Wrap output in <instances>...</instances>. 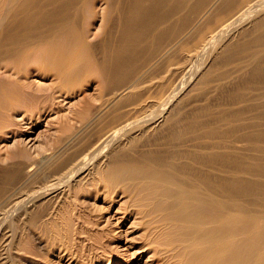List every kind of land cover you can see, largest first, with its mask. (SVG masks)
<instances>
[{
	"label": "rangeland",
	"instance_id": "rangeland-1",
	"mask_svg": "<svg viewBox=\"0 0 264 264\" xmlns=\"http://www.w3.org/2000/svg\"><path fill=\"white\" fill-rule=\"evenodd\" d=\"M194 1L187 0V7L193 4ZM221 2L222 0H211L203 4L204 6L201 5L202 7L200 6L201 9H198L197 15L193 14L190 16L189 22H187V29L185 28L186 30L184 29V31L178 34L175 33L176 39L171 36L173 34L171 33L170 38L172 39L169 38L171 42L168 40L164 43L166 44V48H164L163 44V50L162 47L159 48L161 49L160 51H157L159 50L157 49L154 55H152L153 57L150 56L151 60L149 57L146 58L147 60L149 59L148 61L145 59L146 64L143 59L137 61L136 65L138 64L141 70L135 65L136 69L134 67V70H139V72L133 71L122 79L126 83L124 84L125 86H119L121 83L123 85L122 80H120L116 84L119 87L117 91L115 90L116 86H107L108 84L110 85V82L106 83V80L100 75L91 74L76 80L72 85L57 89V92L54 93L56 96L49 102L45 101L43 103L39 99L36 102L30 97L21 95L13 109L3 108L0 110V169L2 170L0 172V175H2V177L0 176V264L162 263L160 250L157 249L165 242L167 236L164 234L165 232L163 233V231L158 230L159 222L157 221V217H143L142 214L134 212V208L137 207L136 204L139 202V194L148 192L145 188H142L140 182L131 178L133 172L137 169L135 166L138 167V163H141L140 159H143L146 150L150 154L151 152H159V150L165 147L164 150H161L162 152L164 151L163 154H168L173 152V149L177 151V149L180 150L181 148H184L185 152L186 149L187 151L194 149V142L207 143L213 139H217V137L212 139L202 136L206 127L215 125L214 127L217 129H224L231 122L229 118L233 110L235 112L238 108H245L250 100L261 101L264 99V58H262L264 57V39L262 38L264 37H262L263 35L261 36L260 32L264 28V24H262L264 23V7L261 9L262 5H260L259 11L257 10L253 14H245V17L241 18L240 21L234 22L233 25L231 23L222 35H218L213 41L206 42L210 37L209 33H212L214 29L221 25L219 17L217 18L218 20L213 19L216 18V14L213 18H211L212 13L210 14L213 11V6H217ZM102 6L103 3H98L95 6L97 10L99 9V12L94 22L90 24L92 41H97L103 34V31L98 27L100 23L99 13ZM236 9L230 11V13L226 11V13L231 14ZM208 15L210 20H208ZM241 20L245 21L242 22ZM204 22L206 23L204 24ZM260 22L261 24H259ZM206 24L211 30L212 27H216L210 31V28ZM256 25H259V27H256ZM206 26L209 29L208 31L205 29ZM197 27H200L201 31ZM192 30L195 34H193ZM196 31L197 33L199 31V33L196 34ZM247 31L250 33L249 35H245ZM188 34L196 36V39L193 37L191 39V36ZM219 36L220 39L218 40ZM254 36H257V39L260 38L258 40L253 39ZM199 38L203 39V42ZM182 39H187L186 41H190L191 43H187L185 40L182 41ZM193 39L194 41H192ZM195 41L198 42V47ZM259 42L262 43L258 45ZM203 44L206 46L202 47ZM253 44H256V46L254 47ZM240 48L244 49V52ZM237 49L240 50L238 51ZM255 49L258 50L254 52ZM171 50L175 51L177 56L173 54L174 57L170 58ZM205 50L206 52L204 53ZM173 51L171 53H175ZM249 53H252L250 54L251 56ZM248 57L252 59L250 60ZM172 59L176 60V62ZM158 64L162 68L158 67ZM153 66L154 69L152 68ZM157 68L158 70H156ZM252 68L254 71H252ZM162 69H165V71ZM202 73L203 75L207 73V75L203 76ZM255 76H257V80L254 79ZM38 82L47 84L50 82V79L43 77L39 78ZM102 82L107 87L103 86ZM110 87L115 89L113 90ZM106 88L110 90H106ZM177 91L179 93L176 94ZM170 92L171 94L175 92L176 95L169 100L172 103L167 102ZM239 94L243 96L240 95V97ZM131 95L135 98L138 97L135 99ZM228 95H231L230 99ZM251 95H254V99ZM125 97L130 101L125 99ZM121 98H124L123 101ZM223 98L227 101L224 102ZM242 98H245L246 101ZM173 100L176 102H173ZM161 101L163 104L159 105ZM29 102L32 103L29 104ZM119 102H121L120 104L124 102V106L121 105L122 107L119 106L118 108L116 105ZM164 104L166 107H164ZM31 105L35 106H32V108ZM182 105L184 108L180 107ZM174 106L180 108L176 110ZM195 106H199L204 111ZM28 107L30 110L27 109ZM173 107L175 110H173ZM194 107L198 111L199 118H197ZM222 108L226 110H220ZM184 111L186 112L185 114ZM165 113L168 116L169 113H172V116H169L166 120L167 116L164 115ZM188 113H192V115L190 114V119L186 116ZM201 113H204L203 116ZM114 115H116L115 118ZM179 117L180 119L182 117V119L180 120ZM209 117L210 121L214 117L217 122L214 119H212V123L209 122ZM134 120L136 122L131 123L125 130L117 134L111 142L104 140V136L106 137L116 127ZM191 120L193 124H191ZM177 121L179 122L177 123ZM183 121L186 122V126H183ZM170 122L172 125H169ZM201 122L203 125H201ZM178 124L182 126H176ZM187 125H189V128ZM192 125L198 126L195 128ZM162 127L163 129H167L163 131ZM177 127L180 130L178 131L184 134L174 139L170 137V132L173 129L175 130V128L177 131ZM181 128L185 129L181 132ZM157 129H162V131L160 130L159 133ZM168 131L170 132L168 133ZM163 132L169 135L167 136ZM156 134L160 136L156 137ZM188 137L189 139L193 137L195 141L189 140ZM180 138L183 140L181 141ZM208 138L211 140L208 141ZM149 140H153L152 142H155L157 145L155 143L151 144ZM178 140L181 143L186 142L185 145L187 146H184V144L178 145ZM174 141L177 143H174ZM242 142L244 141L236 142V144H243ZM245 142L248 143L249 141ZM100 143L102 144L101 150L99 148ZM97 148L98 150H96ZM128 148L129 150H127ZM148 149H151L150 152ZM236 149L237 151H242L240 148ZM143 150H145L144 153H142ZM94 152H97V154ZM109 155L110 157H108ZM131 156L136 160L139 157V160L134 162L136 160ZM37 160L38 162H36ZM84 160H86L87 165L82 170L83 172L80 171L74 178H68L67 173L70 174ZM180 160H188V158L182 156ZM117 161L118 163H116ZM114 163L117 166H114ZM115 167L117 168L116 170ZM126 167L130 171L123 170V172L122 169ZM112 169L115 170V173ZM107 170H111L109 175ZM2 173L5 174L3 175ZM4 178L7 179L4 180ZM10 181L11 183H9ZM7 183H9V186ZM20 197L26 201H20ZM141 203H144L141 207L144 208L146 206V209H144L148 210L149 203L146 202V205L145 202L140 201L138 205H141ZM11 221H14L15 225ZM148 228L151 229V233L148 232ZM147 233L150 234L147 235ZM16 235L18 240L16 239ZM148 238H151L153 243L148 241ZM100 241H104V244L106 243L107 249L96 247L97 242Z\"/></svg>",
	"mask_w": 264,
	"mask_h": 264
},
{
	"label": "bare ground",
	"instance_id": "bare-ground-1",
	"mask_svg": "<svg viewBox=\"0 0 264 264\" xmlns=\"http://www.w3.org/2000/svg\"><path fill=\"white\" fill-rule=\"evenodd\" d=\"M209 1L211 0H195L193 4L187 7V0H0V110L3 108L13 109L16 106V102L21 95L30 97L34 99V101L36 102L38 99L40 102L43 103L45 101L49 102L52 99H54V96H56L54 95V93L57 92V89H61L66 86L72 85L73 83L76 82V80L91 74L100 75L103 79L106 80V83L110 82V85L108 84L107 86H116V84L120 80L127 77L133 71L139 72V70L138 71L134 70L137 61L139 60L141 61L142 59L145 61L146 58L148 57L150 58V56L154 55V52H156V50L161 47L163 50L162 45L169 40L171 33H173L171 36H173L176 39L175 33L178 34L179 32L184 31V29L187 27L188 24L187 22H189L190 16L196 14L200 6ZM254 2L253 3L247 2V5L241 4L242 7L245 5V7L243 8H240L241 5L239 7L237 6L238 0H222V2L218 5L217 2L216 3L217 6L214 5L213 11L211 10L212 12H210V14L212 13L211 18H213L215 14H216L215 17L218 18L217 15L218 16L221 15L222 12L225 13L227 11L230 13V11H233L234 9H236V7H238L239 10L237 11L236 9L237 12L234 11L236 12L235 14H233L234 12H232L231 14L234 15V17H232L231 15L230 16L231 18L228 17L229 14L227 13H225V15L223 14L222 15L223 20L226 21L224 22L223 20L222 22L219 21L222 24L214 30L213 28L216 26H214L213 24L214 26L212 27L213 31L208 26L210 25V23H208V25L206 24L210 28V31H212V33L208 32L210 34V37L206 42L213 41L215 37L217 38L218 35L220 34L222 35V33L226 31V29L229 27V25H231V23L233 25V23L236 22L235 18L239 16H242L243 18L245 14H249V13L253 14L257 10L256 7L258 5H262V8L260 6L259 7L263 9L264 0H258V2L256 1ZM98 3L101 4L103 3L102 9L99 13L100 23L98 26L103 31V34L101 37H99L97 41H92L93 39H91L92 37L90 36V32H91L90 24L94 22L99 12V9L97 10L95 8L96 4ZM226 15L228 18L224 19L225 18L224 16ZM221 19L222 17L220 16L219 20ZM208 20H210V18ZM206 22H204V24ZM259 24H261V22ZM207 26L205 28L206 31L209 30ZM230 27L232 28V26ZM256 27H259V25L258 26L256 25ZM198 28L200 29V27H197V29ZM248 31H247L248 34L246 33L245 35L250 34ZM260 32H261V36L263 35L262 37H264V28H262ZM198 33L196 31V34ZM193 34H195L194 31ZM257 36L256 37L254 36L255 38L253 37V39H257ZM192 37L195 38L196 36H191V39ZM219 39L220 36L218 37V40ZM183 40L185 39H182V41ZM192 41H194V39ZM201 41L203 42V39ZM187 43H191V42L189 41ZM197 43L198 42H196V46L198 47ZM260 43L262 42H259V44L258 43L257 44L260 45ZM165 45L166 44H164V46ZM205 46L203 44L202 47ZM255 46L256 44L254 45V47ZM164 48H166V46ZM240 49L241 51L244 50V49L242 50V48ZM240 49L237 50L239 51ZM160 50L161 49L157 51ZM257 50L255 49L254 52H256ZM171 51H170L171 54L170 58L171 57L173 58L174 57L173 54H176V52L173 51L175 53H171ZM205 52L206 50L204 51V53ZM231 54H233V52ZM250 54L252 53H249V55ZM251 59L252 58H250V60ZM223 60H225V58H223ZM174 62H176V60ZM261 63L263 62L261 61ZM167 64L169 65V63ZM137 66L138 64L136 65V67ZM158 67H161V65H159ZM152 68L154 69V66ZM138 69H140V67ZM165 69L162 70L165 71ZM156 70H158V68ZM252 71H254L253 68ZM207 73H204V75L202 73V75L205 76L207 75ZM133 76H135V74H133ZM43 77L49 78L50 82H48L47 84L39 83L40 81L38 82V79ZM256 77L257 76H255L254 79H256ZM124 84L126 83L123 82V85L121 83V85L119 86L120 87L125 86ZM118 88L119 87L116 86V89L115 88L114 89L117 91ZM107 89L110 90L109 88H106V90ZM171 92L169 93L170 95L168 96L167 102H169V100L172 99L173 96L174 97L176 96L175 92L172 94ZM177 93L179 92L177 91L176 94ZM240 95L241 94H239V96ZM230 96L231 95H228V98ZM224 97L226 98V96ZM225 98L222 99L224 102L227 101L224 100ZM123 99L124 98H121L122 101ZM125 99L127 98L125 97ZM131 100L133 101V99ZM243 100H245V98ZM173 102L176 101L173 100ZM30 103L32 102H29V104ZM120 103L121 102H119L116 105L118 108L119 106L120 107L124 106L123 105L124 102L123 104ZM169 103L172 102L170 101ZM160 104H163V102L161 101L159 105ZM132 105L134 104L132 103ZM32 106L35 105H31V107ZM177 106L179 105L177 104ZM237 106L240 107L239 105ZM29 107L27 109H29ZM164 107H166L165 104ZM174 107L176 108V106ZM174 107L173 110H175ZM180 107L184 108L183 105ZM180 107H177L176 110ZM197 108L199 109L200 107L198 106ZM200 109L204 111L202 108ZM224 109L225 108H222L220 110H224ZM166 113L164 115L167 116L166 117L167 120L169 116H172V113H169V116ZM185 113L186 112L184 111V114ZM192 113L190 114L192 115ZM197 113L198 111L196 110V114ZM188 114H186V116H188L189 118L190 114L189 115ZM203 114L201 113L202 116ZM222 114L224 115V113ZM115 117L116 115H114V118ZM210 117H209V122H211L212 119L216 121L214 117L210 121ZM197 118H199L198 114H197ZM229 120L231 121L230 124L228 126L226 125L224 129H217L216 127H214L215 125L214 126L210 125L206 127L203 133L201 132L202 136L204 137H210L212 139L217 137V139L215 140L214 139L211 140L208 138V141L209 140L211 141L207 143L194 142L193 143L194 149L187 151V149L185 148L186 149L185 152H184V148H181L183 150L177 149L176 151L175 149H173L174 150L173 152L171 153L167 152L168 154H163L164 151L162 152L161 150H164L165 148L164 145H163L164 147L163 149L161 150L157 149L159 150V152H151L149 154L147 153L148 151L146 150L145 156H143V159H140L141 163H138V167L134 165L135 168L137 169H135L131 178L140 182L142 188H145L148 191L141 195L139 194V202L136 204L137 207L134 208V212L142 214L143 217L145 216L157 217L158 219L157 221L159 222L158 230L163 231V233L165 232L164 234L167 236V237L165 236L166 239L163 237L165 239V242H163L161 247L157 249L160 250V255H161L160 259L162 260L161 262L163 264H171V263L172 264L173 263L174 264H264V221H263L264 219V99L261 101L250 100L249 104L245 108L243 109L238 108V110H236L235 112L233 110ZM133 122L136 121L134 120L132 122H126L116 127L109 134L107 133L108 135L106 137L104 136L105 138L104 140L107 142L108 141L111 142V140L115 138L117 134L125 130ZM178 122L179 121H177V123ZM218 122L220 121L218 120ZM181 124H178L176 126L179 125L182 126ZM185 124L186 122L183 123V126ZM191 124H193V122ZM169 125H172L171 122ZM195 125L192 126L195 127ZM201 125H203L202 122ZM188 126L189 125H187V127ZM162 129L160 130L162 131ZM166 129L164 128L163 131ZM183 129L185 128H181V132ZM160 130H158V132ZM178 130L179 127H177V131L176 128L175 130L174 129L172 131L170 130L171 132L168 131V133L170 132L171 134L170 137H173L174 139L178 136L181 137V135H183L184 133L181 134L179 132L180 130L179 131ZM152 134L154 135V133ZM163 134L165 133L163 132ZM157 135L158 134H156V137L160 136ZM165 135L168 136L169 134H165ZM191 139L193 140V137H191ZM180 140L182 141L183 139L180 138ZM152 141L153 140L150 141L151 144L155 143ZM181 141L178 140V145L184 144V146H187L185 145L186 144L185 141H184L185 143H181ZM239 141H244V142L249 141L250 143L248 142L249 143L248 144L247 142L245 143L242 142L243 144L240 143L239 145H237L236 142ZM174 143L177 142L174 141ZM101 146L102 144L99 147L100 150H101ZM236 148H240L242 151L239 150L237 151ZM151 149L152 151H154L153 148ZM96 150H98V148ZM127 150H129V148ZM144 151L145 150L141 152L144 153ZM94 153L97 154V152ZM182 156H185L186 158H188V160H180V157ZM108 157H110V155ZM132 158L135 159L134 157ZM125 159L127 158L125 157ZM133 159H131V161H133ZM120 160L123 162L122 159ZM138 160L134 162H137ZM36 162H38V160ZM116 163H118V161ZM86 165H87L86 160H84L70 174L67 173L68 175L67 177L74 178V176L77 175V173H79L80 171H82ZM114 166L117 165L115 164ZM113 169L112 171H114L115 173V170L117 168L115 167V170ZM123 170L128 171L129 168L126 167L125 169H122V171ZM1 171L2 170L0 169V172ZM107 171L109 175V172L111 170L110 171L107 170ZM2 174L4 175L5 173ZM0 176L2 177V175ZM6 179L7 178H4V180ZM11 181L9 183H11ZM9 183H7L8 186ZM5 186L7 187V185ZM19 199L20 201L25 200V199L23 200L21 197ZM140 201L149 203L148 210H145L146 206L144 207L145 209L141 207L143 206L144 203L138 205ZM148 232L151 233V229H149ZM149 234L147 233V235ZM16 239L18 240L17 235H16ZM147 240L152 242L151 238H148ZM97 243L98 244H96L97 245L96 247L98 248L101 247L102 249L107 247L105 245L106 243L104 244V241H100Z\"/></svg>",
	"mask_w": 264,
	"mask_h": 264
},
{
	"label": "crops",
	"instance_id": "crops-1",
	"mask_svg": "<svg viewBox=\"0 0 264 264\" xmlns=\"http://www.w3.org/2000/svg\"><path fill=\"white\" fill-rule=\"evenodd\" d=\"M243 1H245V2L243 3ZM249 1H250V2H249ZM254 1L258 2V0H252V1H251V0H238L237 6L239 7V6L241 5V3H242V5H243V4L247 5V2H248V3H253ZM259 2H260V1H259ZM254 3H255V2H254ZM242 5L240 6V8L245 7V5H244L243 7H242ZM257 5H258V4H257ZM259 6H260V5H258V6L256 7L257 10L260 8ZM237 9L239 10V8H237ZM238 10H237V11H238ZM257 10H256V11H257ZM225 13H226V12H225ZM225 13L222 12L221 15H219V16L217 15V17H219V19H220V16L222 17V19L220 20L221 22H222V20H223V16H222V15H223V14L225 15ZM229 15L231 16L232 14H229ZM230 16H228V17H230ZM224 17H225L224 19L228 18L227 15L224 16ZM232 17H234V15H232ZM230 18H231V17H230ZM241 18H242V16H239V17L235 18V21H236V22H237V21H240ZM243 18H244V16H243ZM215 19H217V18H215ZM227 20H228V19H227ZM224 21H226V20H223V22H224ZM220 24H222V23H220Z\"/></svg>",
	"mask_w": 264,
	"mask_h": 264
}]
</instances>
